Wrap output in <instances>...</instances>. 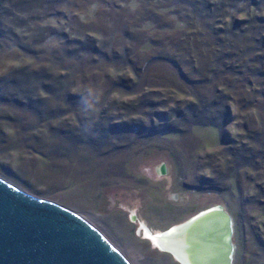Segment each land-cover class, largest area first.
<instances>
[{
	"label": "rangeland",
	"instance_id": "obj_1",
	"mask_svg": "<svg viewBox=\"0 0 264 264\" xmlns=\"http://www.w3.org/2000/svg\"><path fill=\"white\" fill-rule=\"evenodd\" d=\"M149 9L138 0H79L66 7L67 18L51 19L56 27L66 25L69 33L87 31L113 38L102 52L117 55L111 61L101 56L97 64L76 72L74 90L87 88L94 96L77 111V106L65 104L63 88L58 98L40 95L47 103H43L44 117L54 108L61 113L50 121L41 122L36 109L0 103V177L81 215L130 264H182L145 237L142 223L153 232H163L219 205L232 225L230 264H264V47L258 52L263 56L259 60L250 50L254 42L240 38L236 55L214 64L213 58L223 55L229 43L221 44L211 31L206 33L193 15L184 21L157 10L155 23L145 21ZM257 12L264 17V9ZM234 14L242 19L252 11ZM224 38V34L218 37ZM176 41L180 46L172 49ZM240 48L246 49L240 53ZM209 49L210 67L226 73L214 75L210 70V83L186 81L185 76L196 79L193 71L209 63L205 54ZM165 53L183 59L181 72L162 56ZM17 56L1 54L0 77L14 65H43L42 59L48 58ZM245 61L258 74L247 77L226 69L227 64ZM118 77L130 81L120 86ZM221 92L228 98L218 102L216 109L229 112L221 126L192 125L154 139L136 135L124 139L114 133L98 149L58 135L60 125L74 127L82 118L103 125L128 118L143 96L157 104L156 110H165L184 107L190 100L199 102L198 97L208 103L218 101ZM138 117L148 125V119Z\"/></svg>",
	"mask_w": 264,
	"mask_h": 264
},
{
	"label": "trees",
	"instance_id": "obj_2",
	"mask_svg": "<svg viewBox=\"0 0 264 264\" xmlns=\"http://www.w3.org/2000/svg\"><path fill=\"white\" fill-rule=\"evenodd\" d=\"M77 1L79 0H0V56L7 52L16 57H18L17 55L28 58L48 57L42 59L45 61L43 65L22 62L23 65H14L11 72L3 74L0 77V103L14 107L22 106L24 109L28 108L29 110L36 109V116L41 122H44L58 118L61 113L58 112L57 108H54L52 114L44 117L43 103L44 105L47 103L46 98L40 96L42 92L58 98L59 89H65L63 100L65 104L69 103L72 106H77L76 111L85 107L83 103L87 102V99L94 97L91 96L92 92L87 88L74 90V86L71 85V83H74L73 77L78 75L76 72H84L87 65L97 64L101 61V56L111 61L113 55L115 56L117 53L110 56L102 52L111 44L113 39L111 37L107 40L89 34L87 31L69 33L66 31V25L65 27H56L55 23L52 24L51 19L58 21L59 17L67 18L66 7L76 5ZM138 1L142 4V7L151 8L148 10L150 16L145 21L155 23L154 18L157 17V10H160L161 14L169 13L184 21H188L193 15L196 18V23H203L206 33L210 34L211 31L216 35L217 39H215L220 41L221 44L229 43L230 46L227 49L226 46H223L225 48L223 55L213 58L212 63L214 64H217L219 59L224 60L234 57L236 55L235 47H239L236 41L240 38L246 39V42L247 40L251 43L254 42V46H251L250 50L255 51L259 60L263 58L258 52L261 46L264 47V17L258 15L257 11L264 9V0ZM250 10L252 14L247 18L241 19L234 14V12H241L248 15ZM218 23L219 26H217ZM163 28H166V26L163 25ZM221 34H224L225 40L218 39ZM200 35H202V32H200ZM203 35L206 34L203 32ZM247 36L248 38H246ZM233 44L235 46H232ZM178 46H180V42H172V49ZM244 49L246 48H240V53H243ZM219 51L220 49L215 53H219ZM205 54L209 58V63L203 68L193 71L198 75L196 79L193 81L187 80V76H185L186 81L195 84L210 83V79L207 78V72H210V70L214 75L226 73L224 70L217 71L216 68L210 67V49ZM96 55H99V57H96ZM165 55L166 53L162 56L167 57V60L181 72L183 59L182 61L179 60L175 54ZM63 63L64 66H62ZM59 65L61 66L59 67ZM56 67L59 68L54 70ZM250 67L247 61L233 66L226 65L228 71L237 75L247 73L245 75L248 77V75L258 74L257 68L252 72ZM126 79L129 80L128 78L118 77L116 84L122 86L126 84ZM227 98L228 95L221 92L219 100L211 103L207 102V98L198 97L199 102L190 100L185 103L184 107L180 105L165 110H156L157 104L152 99L143 96V98H138V105L136 104L130 110L131 112L127 114L128 118L113 123L108 122V124L104 122L106 126L94 122L93 118L89 120L90 122L85 123L82 118L78 119L77 126L74 127L60 125L58 135H61L62 139L76 140L79 143L88 142L98 149V144L100 142L106 143L109 135L114 133L123 134L124 139L131 135L154 139L163 133L179 132L192 125L221 126L227 122L229 112L227 110H217L216 107ZM180 102H177V104L179 105ZM133 115H136V117ZM138 116L148 119V125H146L143 118ZM112 140L113 136L110 141Z\"/></svg>",
	"mask_w": 264,
	"mask_h": 264
},
{
	"label": "water",
	"instance_id": "obj_3",
	"mask_svg": "<svg viewBox=\"0 0 264 264\" xmlns=\"http://www.w3.org/2000/svg\"><path fill=\"white\" fill-rule=\"evenodd\" d=\"M0 264L130 263L78 213L0 177Z\"/></svg>",
	"mask_w": 264,
	"mask_h": 264
},
{
	"label": "bare ground",
	"instance_id": "obj_4",
	"mask_svg": "<svg viewBox=\"0 0 264 264\" xmlns=\"http://www.w3.org/2000/svg\"><path fill=\"white\" fill-rule=\"evenodd\" d=\"M142 227L154 246L169 251L182 264H225L230 256L231 221L219 205L163 232H153L144 223Z\"/></svg>",
	"mask_w": 264,
	"mask_h": 264
},
{
	"label": "flooded vegetation",
	"instance_id": "obj_5",
	"mask_svg": "<svg viewBox=\"0 0 264 264\" xmlns=\"http://www.w3.org/2000/svg\"><path fill=\"white\" fill-rule=\"evenodd\" d=\"M145 224V223H144ZM146 225V224H145ZM148 227V226H147Z\"/></svg>",
	"mask_w": 264,
	"mask_h": 264
}]
</instances>
